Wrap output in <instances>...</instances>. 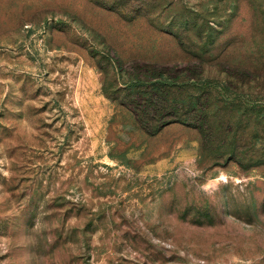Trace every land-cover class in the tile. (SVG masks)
I'll return each mask as SVG.
<instances>
[{
  "label": "rangeland",
  "instance_id": "obj_1",
  "mask_svg": "<svg viewBox=\"0 0 264 264\" xmlns=\"http://www.w3.org/2000/svg\"><path fill=\"white\" fill-rule=\"evenodd\" d=\"M119 1L0 0V264H264L252 141L215 159L193 129L147 132L113 70L197 80L220 53L245 74L227 95L264 102V0Z\"/></svg>",
  "mask_w": 264,
  "mask_h": 264
},
{
  "label": "trees",
  "instance_id": "obj_2",
  "mask_svg": "<svg viewBox=\"0 0 264 264\" xmlns=\"http://www.w3.org/2000/svg\"><path fill=\"white\" fill-rule=\"evenodd\" d=\"M126 1L120 0L116 5L120 6ZM210 29L213 32L219 30L216 24ZM214 38L208 44L209 55H214L212 52H219L223 47L221 39ZM221 57L220 53L211 56L217 59L216 64L206 73L203 69L202 78L197 76L200 83L197 82L199 79L195 80L186 74L175 77L177 72L166 66H138L135 75L126 76L122 65L114 62L113 70L116 79L125 78L122 97L127 104L125 107L132 113L130 117L136 118L147 132L153 127L161 131L172 125L193 129L199 134L200 156L215 159H242L247 154L245 151L249 139L257 148L253 157L254 166H261L264 164V102L248 100L241 95H235L234 98L227 95L230 91L228 86L237 82V76L245 74L238 66L221 71L218 64ZM102 90L108 99L115 101L104 84ZM214 90L216 95H212ZM211 97L217 100L210 104ZM249 115L256 116L253 128L257 135L245 138L240 129ZM248 120L249 125L251 117Z\"/></svg>",
  "mask_w": 264,
  "mask_h": 264
}]
</instances>
